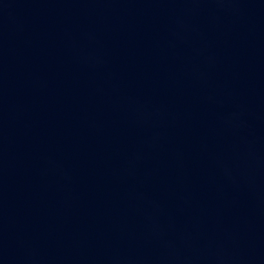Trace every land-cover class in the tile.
Returning a JSON list of instances; mask_svg holds the SVG:
<instances>
[{"label":"water","instance_id":"95a60500","mask_svg":"<svg viewBox=\"0 0 264 264\" xmlns=\"http://www.w3.org/2000/svg\"><path fill=\"white\" fill-rule=\"evenodd\" d=\"M0 264H264V0H0Z\"/></svg>","mask_w":264,"mask_h":264}]
</instances>
